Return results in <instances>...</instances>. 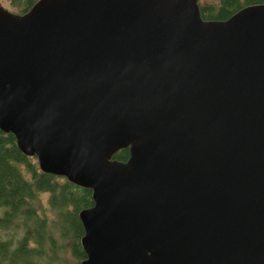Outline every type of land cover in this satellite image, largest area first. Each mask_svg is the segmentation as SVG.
Returning a JSON list of instances; mask_svg holds the SVG:
<instances>
[{
    "label": "water",
    "instance_id": "water-1",
    "mask_svg": "<svg viewBox=\"0 0 264 264\" xmlns=\"http://www.w3.org/2000/svg\"><path fill=\"white\" fill-rule=\"evenodd\" d=\"M0 128L92 189L79 264H264V1L0 4Z\"/></svg>",
    "mask_w": 264,
    "mask_h": 264
},
{
    "label": "trees",
    "instance_id": "trees-1",
    "mask_svg": "<svg viewBox=\"0 0 264 264\" xmlns=\"http://www.w3.org/2000/svg\"><path fill=\"white\" fill-rule=\"evenodd\" d=\"M263 1L221 0L219 8L202 5L201 10L205 18L225 19L247 4ZM114 156L126 160L129 148L118 150ZM36 158L20 150L13 132L0 128V207L5 208L0 225L24 230L17 242L0 241V264H42L45 260L55 264L67 239L80 262L87 255L81 244L84 227L79 212L94 204L92 189L66 176L42 171ZM44 193H48L54 218L45 210L39 212Z\"/></svg>",
    "mask_w": 264,
    "mask_h": 264
},
{
    "label": "rangeland",
    "instance_id": "rangeland-1",
    "mask_svg": "<svg viewBox=\"0 0 264 264\" xmlns=\"http://www.w3.org/2000/svg\"><path fill=\"white\" fill-rule=\"evenodd\" d=\"M6 7L13 9V5L11 4L10 0H0ZM202 4H209V3H218V0H200ZM37 160V158L35 159ZM41 201L42 204H40L39 212H42L43 210L46 211V213L51 217L54 218V212L50 209L48 204V193H44L41 195ZM43 208V209H42ZM5 208L0 207V215H3ZM22 227H17L16 225L11 226H3L0 225V241L1 240H11L14 242H17L18 239L22 236L23 233ZM61 243L62 240H59ZM65 246L64 248L59 249L58 251V258L54 261L55 264H78L80 263L75 254L73 253V250H71V242H69V239L64 240ZM48 262L45 260V263Z\"/></svg>",
    "mask_w": 264,
    "mask_h": 264
},
{
    "label": "flooded vegetation",
    "instance_id": "flooded-vegetation-1",
    "mask_svg": "<svg viewBox=\"0 0 264 264\" xmlns=\"http://www.w3.org/2000/svg\"><path fill=\"white\" fill-rule=\"evenodd\" d=\"M11 4L13 5V11L15 12H26L28 9L31 8V6L37 1V0H17L14 2V0H10ZM200 2V0H199ZM0 4L4 5L1 1ZM202 5H213L216 8H219L221 6V0H218V3H209V4H202L200 2V6ZM5 6V5H4ZM6 7V6H5ZM8 8V7H7ZM10 9V8H9Z\"/></svg>",
    "mask_w": 264,
    "mask_h": 264
}]
</instances>
